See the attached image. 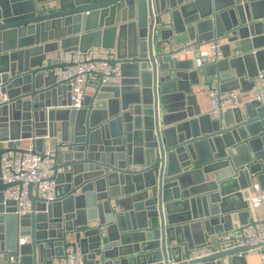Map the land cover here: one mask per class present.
I'll use <instances>...</instances> for the list:
<instances>
[{
  "label": "water",
  "instance_id": "95a60500",
  "mask_svg": "<svg viewBox=\"0 0 264 264\" xmlns=\"http://www.w3.org/2000/svg\"><path fill=\"white\" fill-rule=\"evenodd\" d=\"M94 35L114 49L120 79L95 83L70 109L68 95H57L69 87L56 83L46 55L86 51ZM212 38L223 40V60L197 69L216 67L222 91L252 88L264 69V0H0V87L9 98L0 140L34 137L37 153L45 136L60 139L53 203L28 185L30 212L17 216L2 193L17 183L0 182V264H53L68 240L81 246L82 264H244L253 247L187 261L207 238L216 247L229 213L248 223L243 190L253 179L264 189V105L201 114L190 85L172 79L179 63L158 51ZM183 69L197 73L192 61ZM13 151L9 143L0 156Z\"/></svg>",
  "mask_w": 264,
  "mask_h": 264
},
{
  "label": "built area",
  "instance_id": "2783aa9c",
  "mask_svg": "<svg viewBox=\"0 0 264 264\" xmlns=\"http://www.w3.org/2000/svg\"><path fill=\"white\" fill-rule=\"evenodd\" d=\"M224 44L219 38L198 42L197 40H185L176 44L168 53L172 61L182 57H191L196 66L204 63H217L223 59L221 47ZM114 58L110 54L98 50L86 51H60L54 58L56 67L53 69L56 83L69 87L68 99L70 109L81 108L82 101L86 95V87L93 77L96 83H115L120 79V66L112 62ZM258 85L247 97L246 103H257L264 105V69L258 71L256 78ZM206 96L209 100L212 118L226 110L238 108L239 100L234 90L222 91L219 87L209 86L206 88ZM9 102V98L0 87V106ZM41 150L34 153V137L26 140H0V148H6L9 143L15 149L13 152H5L0 156V182L3 184L17 183L2 191L3 203L6 201L15 208L14 214L22 216L30 212V201L28 198V185L32 186V193L37 201L45 205L55 201V181L53 179V146L60 145L58 137L48 138ZM51 140V142L49 141ZM22 141H28L25 147H21ZM22 150V151H19ZM143 166L126 168L129 172H141ZM248 191L247 208L250 211L263 205L264 189L258 183H252L246 188ZM216 247L205 244L190 251L187 261L199 260L211 256L214 253L226 251L236 247H253L252 250L259 251L261 262L264 264V212L261 219L253 223L239 224L235 228L222 232L217 238ZM24 238L18 239V245L23 244ZM83 254L77 243L67 242L63 248L62 256L57 258L53 264H82ZM14 256L8 255L7 262H13Z\"/></svg>",
  "mask_w": 264,
  "mask_h": 264
},
{
  "label": "crops",
  "instance_id": "0c3cea01",
  "mask_svg": "<svg viewBox=\"0 0 264 264\" xmlns=\"http://www.w3.org/2000/svg\"><path fill=\"white\" fill-rule=\"evenodd\" d=\"M96 32H97V30L96 31L95 30H91L89 33H96ZM82 33H84V32H82ZM184 41H182V42H184ZM182 42L180 41L178 43H173V41H170V42L164 44L161 47V49H159L158 51H159V53H164V55L168 56V53H169L170 49L172 47H174L176 44H179V43H182ZM107 43H109V42H107ZM93 44H97L98 47H96V46H90V45H93ZM104 44H105V41H104L102 35L100 37H97L96 35H94L89 40L87 50H98V51H101L103 53L110 54V56L112 58H114V49H110V48H107V47L105 48L103 46ZM112 44L113 45L115 44V39L114 38L112 39ZM86 45H87V43H86ZM60 51L61 50H57L55 52L48 53L46 56L50 60H54V58L56 57L57 53L60 52ZM222 60L219 61V62H222ZM189 61H192L193 62V68L195 70H197V73L195 74V76H191V77H193L192 79L189 77L187 71H185V69H183L185 67H188ZM176 62L179 63V66L181 67L182 70H179L178 73H176L175 76H173L172 79H174L177 82L176 83L177 86H179V84H180V86H182L183 88H186V86H187L186 84H189L190 85V88H191V90L193 92V94H195V103L199 107L200 113L201 114L209 113V111H210V104H209V100H208V98L206 96V92L205 91H206V88H208L209 86H215V85L217 87L220 86V83L221 82H220V80H219V78L217 76L218 75L217 74L218 73V69L216 67H214V68H208V70L206 71V74H205L203 70L197 69V66H196L194 60L191 57H189V56L182 57V58L176 60ZM204 64H206V63H204ZM210 64H215V63H212L211 62ZM227 69H229V68H224L223 72H227L228 71ZM224 77H226L225 78L226 80H224V82H230V79H227V74H225ZM95 83H96V80L93 79V77H92L89 80V82L87 83L86 95H91L92 96V94L94 92ZM257 85H258V80L255 79L254 80V86L252 88H250L249 90L242 91L239 88L236 89V90H234L236 92L237 97H238V100H239V106H238V108H241L242 111H243L244 105L246 103L247 97L253 91L254 87L257 86ZM61 92L62 93H59L57 95H60L62 98H65L66 99L67 98V95H68L67 90L64 89ZM229 119H230V121H234L236 119V115L235 114L230 115ZM49 141L51 142V140H49ZM27 144H28V141H22L20 146L21 147H25ZM129 166L138 167L139 165L138 166L129 165ZM129 166H127V167H129ZM227 171L228 170L225 167L218 170L219 173H222V175L225 176L222 179V181L224 183H227L229 189L228 188H226V189L227 190H230L232 188V184L229 183V179H231V178H230V175H228V172ZM252 181H253V183H256V181L254 179ZM248 197H249L248 191L247 190H243V198L247 201L248 200ZM235 204H236L235 202L230 201L229 204H228V206L229 207H232ZM263 212H264L263 205H261L260 207L254 209L253 211L251 210L250 211V214H249V217H248V223H253L256 220L261 219V217L263 215ZM239 222L240 221L237 218L236 213L235 212H232V213H229L228 214V219H225V221L223 223H221L216 228L219 231H222V228L223 227H227V228L232 229V228H235L237 225H239L240 224ZM207 240L208 241L206 243L212 245V242L210 241V239L207 238ZM217 240L218 239L216 238V241ZM70 241H72V240H70ZM79 248L81 250V246H79ZM238 264H242V263L240 262ZM244 264H263L261 262V259H260V253H259V251L250 250L248 252V254L245 256Z\"/></svg>",
  "mask_w": 264,
  "mask_h": 264
}]
</instances>
